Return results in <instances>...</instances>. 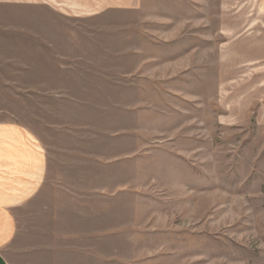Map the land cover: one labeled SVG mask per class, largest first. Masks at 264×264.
Returning <instances> with one entry per match:
<instances>
[{
  "label": "rangeland",
  "instance_id": "374dc122",
  "mask_svg": "<svg viewBox=\"0 0 264 264\" xmlns=\"http://www.w3.org/2000/svg\"><path fill=\"white\" fill-rule=\"evenodd\" d=\"M1 123L100 170L103 256L264 264V0H0Z\"/></svg>",
  "mask_w": 264,
  "mask_h": 264
},
{
  "label": "crops",
  "instance_id": "0c3cea01",
  "mask_svg": "<svg viewBox=\"0 0 264 264\" xmlns=\"http://www.w3.org/2000/svg\"><path fill=\"white\" fill-rule=\"evenodd\" d=\"M52 153L33 131L0 124V264H16L11 251L29 257L21 264H139L102 255L117 234L103 225L113 209H102L100 170Z\"/></svg>",
  "mask_w": 264,
  "mask_h": 264
}]
</instances>
